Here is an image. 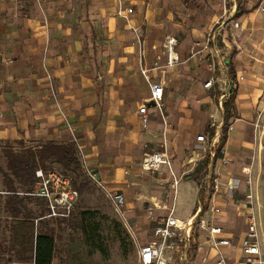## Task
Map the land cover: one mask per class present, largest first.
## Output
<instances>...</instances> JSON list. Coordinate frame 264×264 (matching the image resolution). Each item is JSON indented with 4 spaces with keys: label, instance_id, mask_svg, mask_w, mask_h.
<instances>
[{
    "label": "crops",
    "instance_id": "0c3cea01",
    "mask_svg": "<svg viewBox=\"0 0 264 264\" xmlns=\"http://www.w3.org/2000/svg\"><path fill=\"white\" fill-rule=\"evenodd\" d=\"M119 7L133 12L122 18ZM262 7L264 0H0V147L73 141L88 169L108 189L123 193L124 208L138 216L149 218L151 209L152 215L174 217L171 198L181 183L190 185L187 219L176 218L185 225L196 214L198 186L206 177L203 171L198 180L188 178L208 155L197 137L221 129L219 103L236 88V117L222 147L229 162L223 165L215 158L212 163L220 186L211 193L212 185L206 183L200 217L222 233L210 239L208 230L194 229L198 255L206 246L213 248L212 254L199 262L188 258L186 264H216L222 255L217 259L221 247L214 243L220 239H229L232 246L227 248L238 251L227 261L243 257L240 243L247 231L245 197L250 190L264 255V184L256 183L261 164L245 167L237 161L248 147L254 108L264 97ZM167 36L178 41L179 61L173 65L163 54ZM142 69L164 88L162 114L148 102L151 88ZM211 79L212 88H205ZM144 104L146 127L139 115ZM163 145L179 179L176 190L167 166L160 174L137 167L145 154ZM251 167L248 175L244 168ZM145 175L153 177V188L139 182ZM233 178L240 185L229 191ZM212 208L220 214L214 216Z\"/></svg>",
    "mask_w": 264,
    "mask_h": 264
},
{
    "label": "built area",
    "instance_id": "2783aa9c",
    "mask_svg": "<svg viewBox=\"0 0 264 264\" xmlns=\"http://www.w3.org/2000/svg\"><path fill=\"white\" fill-rule=\"evenodd\" d=\"M264 13V7L261 8ZM131 8L119 7L118 16L122 18H128L132 14ZM238 27V23L234 24ZM178 45L177 38L174 36H167L162 48L163 54L167 57V64L173 65L178 63L179 57L176 52V46ZM143 77L149 82L151 88V95L148 102L154 105L155 108L163 113L164 105V88L160 83H152L150 81V73L146 69L141 71ZM214 82L213 79L205 83V88H212ZM220 109L223 111L222 102L219 103ZM148 107L144 104L139 109V115L142 117L143 126L148 124L147 116ZM221 139V131L215 130L212 136L201 135L197 137L199 143L205 144L204 149L208 152L210 159V166L206 169V177L203 182L199 184V198L197 201V211L195 216L187 223L181 225L180 221L176 218L169 216L164 221H160L154 228L152 241L144 246H141L138 252L137 264H186L189 258V251L192 248L191 233L194 229L208 230L210 233V239L215 236H219L222 233V229L216 225H210L205 219H200L201 213H204V206L206 199L204 200L203 192L206 188V183H211L214 192H217L220 186L219 174H215L213 162L220 153H225L224 149H219ZM79 150V156L82 162L83 169L86 176L91 181L92 185L98 188L105 196L107 202L112 206L115 214L123 222L127 231L134 237L132 225H130L127 216L125 205V197L123 193L112 191L108 189L99 177L88 167L83 160V155L80 146L77 144ZM223 164H227V161L222 159ZM163 166L169 168L172 177V188L177 189L179 185V179L175 177L171 169V160L165 151H154L152 153L145 154L141 161L137 163V167L142 172H148L152 174H160V170ZM246 173L250 175L248 168H244ZM36 182L33 190L29 193V196L42 199L46 202L48 213L45 218L53 220H67L71 217L75 205L79 199V192L76 190L71 179L57 171H43L41 168L36 170ZM249 189H251V178L248 177L247 181ZM240 185V180L233 178L228 182V190H237ZM213 192V193H214ZM254 195L250 190L245 197V201L249 208L247 214V231L242 238L240 248L243 253V257L235 262H229L225 258L221 257L216 264H264V255L261 249L260 241V223L256 216L254 209ZM213 214L219 215L220 209L212 208ZM149 217L152 215V210L148 211ZM216 248L219 247H231L232 244L229 239L216 240L214 243ZM11 264H34L31 262H13ZM54 264V262H53Z\"/></svg>",
    "mask_w": 264,
    "mask_h": 264
},
{
    "label": "trees",
    "instance_id": "16d2710c",
    "mask_svg": "<svg viewBox=\"0 0 264 264\" xmlns=\"http://www.w3.org/2000/svg\"><path fill=\"white\" fill-rule=\"evenodd\" d=\"M229 66V78L236 82L233 65ZM237 89L222 102L223 123L219 149L225 145L230 122L236 117ZM219 98V97H218ZM218 101V99H217ZM212 130L211 135L214 134ZM18 148L6 143L0 147V264L13 262H31L34 264H53L56 258L57 231L67 229L65 220H48L46 202L29 196L36 182L35 172L57 171L71 179L79 195L87 187V181H80L85 173L75 142H44L38 146H25L18 143ZM209 155L200 161L188 178L198 180L200 174L209 166ZM88 179V177H87ZM91 183V181L88 179ZM92 184V183H91ZM94 186V185H93ZM214 192L213 189L210 191ZM73 218V217H72ZM72 220V219H70ZM95 213H80L81 239L77 243L64 245L69 264H83L81 259L85 247L100 248L99 229L94 223ZM195 233V237H197ZM197 245H193V250Z\"/></svg>",
    "mask_w": 264,
    "mask_h": 264
},
{
    "label": "rangeland",
    "instance_id": "374dc122",
    "mask_svg": "<svg viewBox=\"0 0 264 264\" xmlns=\"http://www.w3.org/2000/svg\"><path fill=\"white\" fill-rule=\"evenodd\" d=\"M224 5L225 4L222 6ZM226 7L228 9L229 5L227 4ZM202 26L205 28L204 24H202ZM253 112V119L250 120V129L247 135V140L249 142L248 147L244 150V155L237 159V161L244 163L243 165L245 167L253 165L256 161L257 164H261V172L257 174L258 178L256 179V183L260 181L264 184V97H262L260 102L256 105ZM160 147L161 146H156L155 150L165 151V145L162 146L163 148ZM217 158L224 159L225 153H220ZM225 160L227 163L229 162L227 158H225ZM248 170L251 175V172L253 171L252 167L248 168ZM256 172L258 173V170ZM83 175L84 176L80 178V181H84L85 179L87 181V187L86 189H83V192L79 195V199L71 217L65 220L67 223L66 225H68L66 227L67 229H64L63 231L58 230L56 232L57 235L59 232V238L56 239V264L70 263V260L67 258V254L65 253L64 245L68 243H77L81 239L82 235L78 226L80 225V213L83 211H92L95 213L94 223L97 224V228L99 229L98 233L101 241V246H99L100 248H84L81 255L83 264H137L140 247L147 245L152 241L155 226L158 222L163 221V219L167 217L159 215L155 216L154 212L149 218L144 215L138 216L131 212V207H129V205V209H127L126 206V216L130 225H132L134 235V237H132L129 231L125 228L123 222L115 214L112 206H110L107 202L103 193L88 181L85 173ZM252 176H254V173ZM139 182H142L141 184L144 187L147 185L148 187L153 188L151 185L153 177L151 175H145V177H143V179ZM188 188H185V185L181 183L178 187V193L173 195L171 198L174 205L173 216L175 218L187 219V207L191 201L193 193L191 190L187 191L186 189ZM261 190L262 189L259 191ZM262 193H264V189ZM257 194L258 196L260 195L258 191ZM143 205L145 208L148 207V204ZM47 219L50 220L49 218ZM194 244L197 245V249L195 251L193 250ZM198 248V243L194 241L190 250L192 253L189 252V258H191L193 262H199L204 256L208 257V259L211 257L213 248H210L209 246L203 247L202 252L199 255ZM218 252L217 259H219L221 254L223 258H230L232 260L238 254V251H232L227 247H221Z\"/></svg>",
    "mask_w": 264,
    "mask_h": 264
},
{
    "label": "bare ground",
    "instance_id": "6f19581e",
    "mask_svg": "<svg viewBox=\"0 0 264 264\" xmlns=\"http://www.w3.org/2000/svg\"><path fill=\"white\" fill-rule=\"evenodd\" d=\"M179 224L181 225V222Z\"/></svg>",
    "mask_w": 264,
    "mask_h": 264
}]
</instances>
